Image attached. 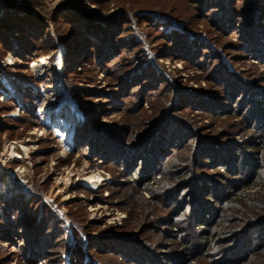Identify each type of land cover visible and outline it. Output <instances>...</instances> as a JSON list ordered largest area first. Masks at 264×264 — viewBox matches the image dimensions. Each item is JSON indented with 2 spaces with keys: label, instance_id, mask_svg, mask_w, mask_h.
Masks as SVG:
<instances>
[{
  "label": "rangeland",
  "instance_id": "1",
  "mask_svg": "<svg viewBox=\"0 0 264 264\" xmlns=\"http://www.w3.org/2000/svg\"><path fill=\"white\" fill-rule=\"evenodd\" d=\"M253 25L264 0H0V264H264L258 230L221 242L264 204Z\"/></svg>",
  "mask_w": 264,
  "mask_h": 264
},
{
  "label": "trees",
  "instance_id": "2",
  "mask_svg": "<svg viewBox=\"0 0 264 264\" xmlns=\"http://www.w3.org/2000/svg\"><path fill=\"white\" fill-rule=\"evenodd\" d=\"M227 5H226V8H225V6H224V11H223V16H229V15H232V12H231V10L230 9H227ZM226 12L228 13V14H226ZM222 16V17H223ZM260 28V27H259ZM257 29V27H255L254 25L253 26H251V28H248L249 30H247L249 33H254V32H263L264 30H262V29ZM252 30V31H251ZM251 48H248V50H250ZM255 51H257V50H255ZM191 51H185V54H190L189 55V57L190 58H192V59H194V58H196L197 57V55L199 54L198 52L197 53H193V52H191ZM258 53H261V52H258ZM187 56V55H186ZM255 56H257V57H264L263 56V54L262 55H260V54H255ZM235 82H237L238 84H240V83H242V82H240V81H238L237 79L236 80H234L233 82H231L232 84L233 83H235ZM230 91H232V90H230ZM259 105V104H258ZM260 106H263V105H260ZM169 108V107H168ZM167 108V109H168ZM219 110H221V109H219ZM212 111H214V112H217V108L216 107H213L212 108ZM255 111H257L256 110V107L255 108H252V110H251V114H249V116L247 117L249 120H251V117L252 116H254L253 115V113L255 112ZM217 113H219V114H221V112L220 111H218ZM227 114V113H226ZM263 117H261V116H257V119L259 120V119H262ZM87 118H86V116H85V120L83 121V125L81 126V127H79V128H76L77 130H78V132H76V134H77V136H76V139L78 140V139H80V137L83 139V137L84 138H87L89 135H88V133H89V131H88V128H85V131H84V127H85V124L84 123H86L87 121ZM138 125H140V124H137V126ZM131 126H134V124H131ZM139 129V128H138ZM83 130V131H82ZM134 131V130H133ZM160 131H162V129L160 130ZM152 132H153V129H152ZM132 133V132H131ZM124 134H127V132H124ZM156 134L157 133H155V136H154V139H153V141H148V142H145V143H141V144H138V148L134 145V144H132L131 143V146L132 147H135L136 149H130L132 152H130L132 155L129 157V159H131L133 156H137V157H139L140 155L139 154H141V151L142 152H145V154H146V152L148 153V152H152L154 155L155 154H159V157H162V156H164V154H165V152H164V149H162L161 148V144L162 143H164V137H162V139H161V137H156ZM161 135V134H160ZM137 136H139V133H137ZM158 138V139H157ZM145 141H147V140H145ZM103 143V145H102V147H104V148H109V149H111L110 148V146H112V145H110V143H108V142H106L105 141V143L104 142H102ZM108 143V144H107ZM167 145H170L169 143L167 144ZM126 147H129V144H127L126 145ZM125 147V148H126ZM108 149V150H109ZM102 150H104V149H102ZM126 150V149H125ZM138 150V151H137ZM139 153V154H138ZM144 154V153H143ZM144 154V155H145ZM220 156H222L221 154H217V157H220ZM210 158H212L213 159V157H211V155L209 156ZM141 158V157H140ZM145 159V157L144 156H142V159L140 160H138V158H137V162H138V165L143 161ZM190 159H191V157H190ZM214 160H216V159H214ZM148 162H149V160H147L146 161V163H147V165H146V170L139 176V178L140 179H143V176H145V174L147 173L148 175L147 176H149V173H151V172H154V170H156V167H154V166H151V168H149V165H148ZM152 163H156L155 162V160H154V162H152ZM135 171H137V169L136 170H134L133 171V173H135ZM170 190L168 191V194H169V192L171 191V192H175V190H176V188L174 187V185H173V187L171 188H169ZM257 198H259V196H257ZM258 202L257 203H255V205L257 204V207L255 208V211H257V213H256V215L254 216V215H247V218L246 219H244V221H242V223L240 224V228L239 229H236V228H228V227H225V229L222 231V237H221V242H223V240L225 241V240H228L227 238H229L230 236H233V237H239V236H241V238H240V240H238V244H237V246H240L239 248H241V249H243L244 247L245 248H249L250 247V243H252L251 242V239L247 236V234H248V231H249V229L251 228V230L253 229V230H258V232L259 233H262V237H264V204L263 205H258L259 204V201H260V198L257 200ZM260 204H261V202H260ZM252 206V205H251ZM253 207V206H252ZM191 221V219H189V221H187V222H184L183 224L186 226V228H185V231H187V233H189V234H195V235H199V232H197V231H195V229L190 225V222ZM192 222H194V221H192ZM201 222V221H200ZM261 224H263V226H261ZM248 227V229H246ZM250 233V232H249ZM29 240H31V241H33V244L35 243V244H37L38 246H40V245H43L42 243H44V242H46L47 240H46V237H45V235H43L42 234V232H39V235H37V233L36 234H33V233H30V235H29V238H28ZM228 242V241H227ZM45 244V243H44ZM49 244H50V246L52 245V243H50L49 242ZM200 245H195L194 247H192V248H189V250L191 251V252H195L196 250H197V248L199 247ZM245 248H244V250H245ZM28 251L30 252V253H32L33 252V249H31L30 248V246L28 247ZM223 249H219V250H217L216 251V255L218 256V257H220L222 254H223ZM257 257H259V256H257Z\"/></svg>",
  "mask_w": 264,
  "mask_h": 264
},
{
  "label": "bare ground",
  "instance_id": "3",
  "mask_svg": "<svg viewBox=\"0 0 264 264\" xmlns=\"http://www.w3.org/2000/svg\"><path fill=\"white\" fill-rule=\"evenodd\" d=\"M45 62V61H44ZM43 63V62H42ZM72 120V119H71ZM72 121H76L75 122V124L77 123V120H72ZM68 125V124H67ZM59 135H64V139H66V138H68V132L66 133V130H65V128L64 129H59L58 128V130L56 131ZM56 133V134H57ZM16 155V154H15ZM16 157L17 158H20L19 157V155H16ZM102 175H100V174H94V173H92V174H90V175H88V174H86L83 178H82V181L83 182H85L86 184H94V185H96L99 181H102V177H101Z\"/></svg>",
  "mask_w": 264,
  "mask_h": 264
}]
</instances>
